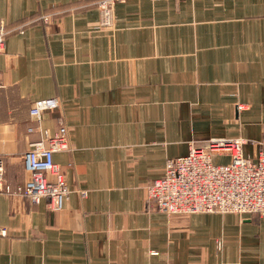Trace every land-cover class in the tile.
Wrapping results in <instances>:
<instances>
[{
  "label": "crops",
  "instance_id": "0c3cea01",
  "mask_svg": "<svg viewBox=\"0 0 264 264\" xmlns=\"http://www.w3.org/2000/svg\"><path fill=\"white\" fill-rule=\"evenodd\" d=\"M94 1L0 0L13 30L0 54L4 184L29 180L24 155L40 130L64 124L72 147L53 156L70 191L60 211L0 191V264H264V218L145 205V187L190 145L242 138L256 158L264 0H128L104 31ZM55 99L58 111L30 115Z\"/></svg>",
  "mask_w": 264,
  "mask_h": 264
},
{
  "label": "built area",
  "instance_id": "2783aa9c",
  "mask_svg": "<svg viewBox=\"0 0 264 264\" xmlns=\"http://www.w3.org/2000/svg\"><path fill=\"white\" fill-rule=\"evenodd\" d=\"M124 1L128 0H95L93 5L98 18L94 29L111 30L114 6ZM49 16L42 14L39 19L46 23ZM12 32L0 20V54L4 53L6 38ZM59 108L60 102L55 99L34 105L29 113L40 120L44 111H58ZM40 132L42 138L29 143L24 155L29 180L12 191L2 180L0 161V191L21 195L31 204L44 200L50 211H60L70 191L66 175L54 162L53 156L72 151L67 127L60 124L55 132ZM246 142L242 138L209 139L204 146L190 145L185 156L168 160L163 176L145 187L147 211L168 216L233 213L264 218V137L258 143L259 151L255 159L244 154ZM216 155L228 156L229 161L216 164L213 161ZM80 194L85 195L84 192ZM6 235L5 229L0 228V237Z\"/></svg>",
  "mask_w": 264,
  "mask_h": 264
},
{
  "label": "rangeland",
  "instance_id": "374dc122",
  "mask_svg": "<svg viewBox=\"0 0 264 264\" xmlns=\"http://www.w3.org/2000/svg\"><path fill=\"white\" fill-rule=\"evenodd\" d=\"M218 162L226 161V158L217 159Z\"/></svg>",
  "mask_w": 264,
  "mask_h": 264
}]
</instances>
